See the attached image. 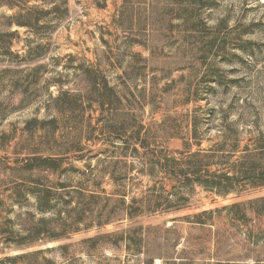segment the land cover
Wrapping results in <instances>:
<instances>
[{
  "label": "rangeland",
  "instance_id": "rangeland-1",
  "mask_svg": "<svg viewBox=\"0 0 264 264\" xmlns=\"http://www.w3.org/2000/svg\"><path fill=\"white\" fill-rule=\"evenodd\" d=\"M46 1L0 2V264H264V187L164 173L264 146V0Z\"/></svg>",
  "mask_w": 264,
  "mask_h": 264
},
{
  "label": "trees",
  "instance_id": "trees-1",
  "mask_svg": "<svg viewBox=\"0 0 264 264\" xmlns=\"http://www.w3.org/2000/svg\"><path fill=\"white\" fill-rule=\"evenodd\" d=\"M178 1H180V8H182V5H189V3L194 0ZM0 2L1 4L7 6L10 10H17L15 14L7 17V27L9 28L16 26L33 29L35 26L38 25L40 20L48 17L57 7L55 3H52L51 8L49 10L45 9L42 6L47 4L46 0H0ZM31 2L41 3L42 6L29 5V3ZM17 37L18 36L16 31L10 33H0V41H6L8 46H10L12 41ZM94 83L95 87L98 88L97 91L99 92V95L101 92H104V94L106 93L109 96H113L114 100L119 103V98L114 93V89L109 86L105 77H101L99 81ZM64 94H62L60 97L62 98ZM60 97L58 98V101H60ZM110 103L111 102H109V108L111 110L117 111L116 108L112 107ZM105 104L107 103H104L102 101V104H100L101 108H103ZM50 122L54 123L55 120L52 119L50 120ZM41 124H44V122H41ZM146 147L147 144L144 148ZM135 151L137 150L135 149L134 152ZM39 161L40 163H42V168L49 169L50 171H55L58 167L56 160L40 159ZM164 173L165 175L175 176L181 179V181H190V179H194L204 185H213L217 189H222V187H226L224 188L225 191L231 189L228 188V185H230L232 182H239L245 186L248 185V187H251L252 189H259L264 187V146L257 147L250 151L246 150L244 156L241 158V161L236 166H234V169L231 170V172L220 173L210 172L208 170L206 172H200V169L197 168V165L191 164L182 169L171 168L165 171ZM263 201L264 198L257 199L256 202L246 200L232 205L230 209L234 211L235 218L237 220L246 222L248 221L247 212L254 211V204L261 203ZM42 237L45 238L47 236L46 234H43ZM9 259L10 258H6V260ZM11 260L14 261L15 259L11 258Z\"/></svg>",
  "mask_w": 264,
  "mask_h": 264
}]
</instances>
